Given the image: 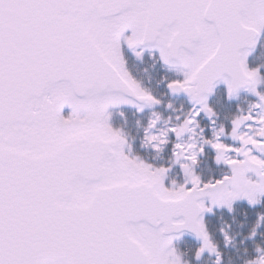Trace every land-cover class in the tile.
Returning a JSON list of instances; mask_svg holds the SVG:
<instances>
[{
	"label": "snow or ice",
	"instance_id": "1",
	"mask_svg": "<svg viewBox=\"0 0 264 264\" xmlns=\"http://www.w3.org/2000/svg\"><path fill=\"white\" fill-rule=\"evenodd\" d=\"M262 33L264 0H0V264H182L173 240L185 231L201 241L196 258L207 250L221 264L204 214L264 196V115L231 121L240 147L221 140L223 126L199 146L174 143L186 178L168 184L169 166L130 155L110 109L161 103L129 71L126 46L179 68L166 87L192 103L166 131L149 120L156 150L216 115L221 83L264 111V65L248 61ZM246 121L259 136L237 134ZM205 145L228 169L207 180L195 171Z\"/></svg>",
	"mask_w": 264,
	"mask_h": 264
},
{
	"label": "trees",
	"instance_id": "2",
	"mask_svg": "<svg viewBox=\"0 0 264 264\" xmlns=\"http://www.w3.org/2000/svg\"><path fill=\"white\" fill-rule=\"evenodd\" d=\"M153 57L152 54L147 53L140 58L128 55L127 67L141 85L158 97L161 103L152 110L142 112L132 109L114 111L111 113V123L121 128L126 135L131 148L130 155L156 166H169L166 183L170 184L173 180L182 183L186 177L179 163H173L175 157L172 155V145L176 142H185V133L179 141L174 135H169L168 143L162 145L160 150L154 149L144 139L145 129L150 119H156L159 116L156 127L150 129V132L160 133L185 118V101L181 98H171L168 95L165 81L169 75ZM250 64L251 66L264 65V34ZM260 87L264 90V85ZM215 99H219L221 107L216 105L215 111L218 112L216 120L212 126L207 125L203 128L204 131L200 135L198 144H202L205 138L212 137L214 130L219 131L223 126L224 132L220 137L221 140L226 144L240 147V141L234 139L231 134L233 127L231 121L237 116L246 115L249 111L257 115L260 109L255 108L254 105L259 102L258 99L247 95L235 101H226L218 96ZM169 104L172 105L171 108L168 107ZM177 116L180 120L176 119ZM245 124L238 129V135L242 134ZM126 151H128L127 146ZM216 156L215 150L205 145V152L200 155L199 163L195 166L196 173L202 179L219 177L228 171L222 161L217 163ZM262 215H264V196H261L255 205L241 199L233 202L231 209L227 206H217L207 217L206 226L217 250L221 253V264H248L249 261H257L261 255H264V220L259 219ZM253 229H255V236L251 235ZM225 233L231 238L230 240H225ZM199 246L193 240L184 238L175 245V248L183 264H217L215 252L205 251L199 258H196L195 252ZM257 246L260 247V251H257Z\"/></svg>",
	"mask_w": 264,
	"mask_h": 264
},
{
	"label": "water",
	"instance_id": "3",
	"mask_svg": "<svg viewBox=\"0 0 264 264\" xmlns=\"http://www.w3.org/2000/svg\"><path fill=\"white\" fill-rule=\"evenodd\" d=\"M261 36H262V34H261ZM261 36H260V38H261ZM260 38H259V40H258V43L255 45V47L251 50V54H250V56L248 57V61H249V59H250V57L252 56V54L255 52V50H256V48H257V46H258V44H259V41H260ZM144 52H149L147 49L144 51ZM162 63V62H161ZM163 64V63H162ZM165 65V64H164ZM166 66H168V65H166ZM170 67V66H169ZM175 68H177V67H175ZM218 86H224L222 83L221 84H219V85H217V87ZM216 87V88H217ZM167 90H168V93L171 95V96H180V97H184V98H186L187 100H188V102L190 103V104H192L191 103V101L189 100V98H188V96L187 95H185L184 93H176V94H174V93H172L168 88H167ZM246 90H243V89H241L240 90V92H239V94L240 93H244ZM214 94V93H213ZM213 94L209 97V99L213 96ZM131 98V97H130ZM131 99H134V98H131ZM209 101V100H208ZM140 102H137V104H139ZM137 104H121V105H119V106H117V107H113V108H111L110 109V111L111 110H115V109H119V108H133V109H139L138 107H137ZM66 111H70V109L66 106L65 107V109H64V113L66 112ZM215 206H213L212 207V209L214 208ZM209 212H206L205 214H204V219H205V217H206V215L208 214ZM184 237H187V238H191V239H193V240H195V241H197V242H201L199 239H197L196 238V236L194 235V234H192L191 232H188V231H185L183 234H178V235H176L175 236V238H174V240H173V244L176 242V241H178V240H180L181 238H184Z\"/></svg>",
	"mask_w": 264,
	"mask_h": 264
},
{
	"label": "rangeland",
	"instance_id": "4",
	"mask_svg": "<svg viewBox=\"0 0 264 264\" xmlns=\"http://www.w3.org/2000/svg\"><path fill=\"white\" fill-rule=\"evenodd\" d=\"M260 44H261V43H260ZM259 46H260V45H259ZM129 51H130L129 54H130L131 56H133V57H137V56H136L131 50H129ZM147 54H150V53H147ZM143 55H145V54H143ZM143 55H142V56H143ZM142 56H141V57H142ZM137 58H140V57H137ZM153 59L157 60V61L159 62L160 65H163V64L159 61L158 58L153 57ZM142 60H143V59H142ZM163 66L166 68V65H163ZM167 69L170 70L171 68L167 67ZM167 73L170 74L169 77H168V79H173V78H176V77L180 74V70L175 69V68H172V70H170V71L167 72ZM165 82L167 83V79H166ZM223 91H224V90H223ZM252 95H254V94L251 93L250 96H252ZM217 96H219L220 98H223V97H221L220 95H217ZM224 98L226 99V101H227V100H228V101H229V100H236V98H231V99H229V98H227V97H225V96H224ZM211 102H212V104L215 106V109L217 108L216 105H218V107H221V104H220V102L218 101V99H214V100H212ZM156 105H157V104H154V105H151V106H148V105H147L146 109H148V110H152V108H154ZM189 109H191V107H189V106H187V104H185V116L188 114ZM217 114H218V112H216V116H217ZM259 115H264V111H262V110L260 109V113H259ZM259 115H257V116H259ZM253 126H257V124H255V125H253ZM253 126H252L251 128H253ZM248 128H249V127H248ZM253 129H254V133H250V132H245V133H246L247 135H249V136H256L255 131H258L259 127H254ZM243 133H244V132H243ZM243 133H242V134H243ZM185 142L192 143L191 140L189 139V137H186V138H185ZM248 146H249V145H246V148H247ZM182 264H183V262H182Z\"/></svg>",
	"mask_w": 264,
	"mask_h": 264
},
{
	"label": "flooded vegetation",
	"instance_id": "5",
	"mask_svg": "<svg viewBox=\"0 0 264 264\" xmlns=\"http://www.w3.org/2000/svg\"><path fill=\"white\" fill-rule=\"evenodd\" d=\"M210 103V102H209ZM216 116V115H215ZM215 116L212 117V119L215 118ZM199 119V125L198 128H200V124L202 122V124L204 125L206 122H208V124H210L212 122V119L210 120L206 115H204L203 113H201V116L198 118ZM202 128V127H201ZM197 129V126H195V130ZM199 130V129H197ZM246 131L250 132V133H254V129L251 127H246ZM256 136H259V129L258 131H255ZM248 147H251V145H249ZM257 155H259V153H257Z\"/></svg>",
	"mask_w": 264,
	"mask_h": 264
}]
</instances>
